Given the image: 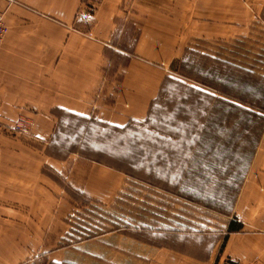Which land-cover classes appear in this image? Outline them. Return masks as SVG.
<instances>
[{
    "label": "crops",
    "instance_id": "obj_1",
    "mask_svg": "<svg viewBox=\"0 0 264 264\" xmlns=\"http://www.w3.org/2000/svg\"><path fill=\"white\" fill-rule=\"evenodd\" d=\"M249 4L237 18L233 15L243 10H237L238 0H0L7 28L0 45V134L14 131L15 122L27 120L29 137L34 140L49 137L53 142L52 138L57 137L56 146L67 143L109 153L131 166L145 167L149 172L150 168L155 169L157 177L167 183L192 184L182 172L163 167L167 162L164 148L180 152L183 138L176 137L184 136L188 145H194L199 136L186 123H180L183 119L176 125V111L168 114L169 123L173 124L168 129L174 136L163 132L168 127L165 118L150 113L159 108L155 100L160 76L152 77L151 67L145 62L150 63L153 58L141 51H182V39L225 35L226 24L237 20V24L246 25L250 9H264V2L254 4L251 0ZM229 7L235 10L231 12ZM128 23L137 37L135 44L131 41L125 45ZM215 25H221L222 33L215 31ZM128 48L137 51L135 57L122 58L125 63L119 64L110 76V54L128 56L124 52ZM189 87L193 93L218 97L264 117L262 111L251 110L205 87ZM114 102L115 108L107 106ZM56 112H60L61 120L53 132ZM255 132L257 139L252 142L247 160L245 154L241 159L242 180L226 218L228 225L231 219L239 228L226 232L225 224L221 257L215 260L214 249L205 262L173 254L159 257L157 264H224L223 258L225 264H264V128ZM241 149L242 146L238 149L239 157L244 153ZM45 163L63 174L51 161ZM3 184L0 199L31 200L26 187L31 184L30 179L14 175ZM5 208L1 212L10 220L0 226V264H36L38 250L44 246L43 240H39L37 222L32 219L37 209ZM67 230L68 227L62 230L61 235ZM165 230L175 232L160 231ZM175 235L179 239L185 237L182 233ZM195 240L202 242L201 237ZM214 242L209 244L210 249ZM81 244L74 247L86 253ZM115 254L97 253L94 257L109 264H150ZM71 256V251L61 248L52 251L49 258L52 264H83L81 255ZM137 257L148 260L146 256Z\"/></svg>",
    "mask_w": 264,
    "mask_h": 264
},
{
    "label": "rangeland",
    "instance_id": "obj_2",
    "mask_svg": "<svg viewBox=\"0 0 264 264\" xmlns=\"http://www.w3.org/2000/svg\"><path fill=\"white\" fill-rule=\"evenodd\" d=\"M250 1L238 0L237 10H243L233 16L241 15L251 6ZM253 2L261 4L264 0ZM260 8L249 10L246 25L237 24V20L226 24L225 35L182 39L179 41L182 51H141L153 58L148 57L150 63L145 62L151 67L152 77L160 76L155 100L159 108L150 113L165 118L168 127L163 132L174 136L168 129L173 126L168 114L176 111L179 114L176 123L183 119L180 123H186L199 136L194 145H188L184 136L176 137L183 138L180 152L164 148L167 162L163 167L182 172L192 184L167 183L157 177L155 169L150 168L149 172L145 167L131 166L130 162L109 153L67 143L56 146L49 137L44 141L34 140L29 137L30 130L0 134V192L5 186L3 181L14 175L26 177L31 183L26 185L31 200L0 199V226L6 224V219L10 220V216L1 212L5 207L37 209L32 219L37 222L39 240H43L44 246L38 250L36 264H52L50 253L61 248L71 251V257L81 255L83 264H109L94 256L111 255V252L150 264L173 254L205 262L214 249L215 260L221 257L226 218L242 180L241 159L245 154L247 160L252 142L257 139L255 130L264 128V117L218 97L193 93L189 85H200L264 113V11ZM128 26L125 45L131 41L135 44L137 33L131 23ZM242 26L244 29L239 30ZM221 28L215 25V31L219 29L222 33ZM124 52L129 55L110 54V76L119 64L125 63L122 58L135 57L137 51L128 48ZM115 104L107 106L115 108ZM60 115L56 112L52 120L53 132L60 124ZM27 123L30 127V122ZM248 133L252 135L245 137ZM241 146L244 153L239 157ZM45 161H51L63 174ZM178 233L185 237L179 239L175 235ZM200 237L202 242L195 240ZM213 241L215 246L210 249L208 246ZM80 243L85 245L82 247L86 253L74 247ZM137 256H146L148 260Z\"/></svg>",
    "mask_w": 264,
    "mask_h": 264
},
{
    "label": "built area",
    "instance_id": "obj_3",
    "mask_svg": "<svg viewBox=\"0 0 264 264\" xmlns=\"http://www.w3.org/2000/svg\"><path fill=\"white\" fill-rule=\"evenodd\" d=\"M6 31L7 28L4 24L3 13L0 11V45L2 43ZM13 129L19 133H27L29 131V126L26 120H20L15 122Z\"/></svg>",
    "mask_w": 264,
    "mask_h": 264
},
{
    "label": "trees",
    "instance_id": "obj_4",
    "mask_svg": "<svg viewBox=\"0 0 264 264\" xmlns=\"http://www.w3.org/2000/svg\"><path fill=\"white\" fill-rule=\"evenodd\" d=\"M263 11H264V9H263ZM140 125H142L141 123H139ZM143 126H146V125H143ZM52 140H53V144H55V145H57L58 144V140H57V137H53L52 138ZM56 141H58V142H56ZM239 228V225L238 224H235V222L234 221H230L229 222V225H228V227H227V230L230 232V231H232V230H236V229H238Z\"/></svg>",
    "mask_w": 264,
    "mask_h": 264
}]
</instances>
